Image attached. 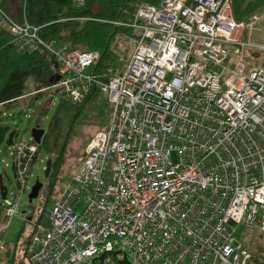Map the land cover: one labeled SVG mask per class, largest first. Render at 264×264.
<instances>
[{
    "label": "built area",
    "instance_id": "built-area-1",
    "mask_svg": "<svg viewBox=\"0 0 264 264\" xmlns=\"http://www.w3.org/2000/svg\"><path fill=\"white\" fill-rule=\"evenodd\" d=\"M261 16L236 20L229 0L141 4L115 22L137 33L126 64L96 71L98 52L45 42L39 26L0 6L20 52L40 43L55 56L66 100L98 89L112 104L48 222L33 224L30 264H100L103 253L101 264H255L234 232L256 228L264 239ZM40 152L33 140L14 143L21 195ZM5 202L9 222L18 202ZM4 251L0 238V264Z\"/></svg>",
    "mask_w": 264,
    "mask_h": 264
},
{
    "label": "rangeland",
    "instance_id": "rangeland-1",
    "mask_svg": "<svg viewBox=\"0 0 264 264\" xmlns=\"http://www.w3.org/2000/svg\"><path fill=\"white\" fill-rule=\"evenodd\" d=\"M229 3L236 20H248L253 14L262 15L256 24L257 29L253 33V39L264 41V0H229ZM134 44L135 38L119 37L115 49L122 56L119 63L122 67L128 61ZM244 58L246 61H250L251 55L245 53ZM263 59L264 55L256 62ZM32 83L33 79L30 78L26 94L22 98L0 108V123L7 124L17 130L18 135L15 137L17 142L20 140L31 142L32 129L37 125L44 128L45 133L49 132L47 141L32 167L28 186L22 195L12 168L14 145H9L6 141L0 144V173H2L3 182L8 189V199L18 202L17 211L19 212L9 222L0 214V226L8 222L0 235L5 245V251L9 247L15 246L23 229V237L26 239L35 222H48L52 204L59 197L65 183L82 163L86 145L97 130L109 122L112 113V104L106 92L102 91L98 96L92 97L84 103H74L70 100H63V93L58 86L48 88L40 96L28 93L34 90ZM63 149L65 151L59 180L51 196L52 202L47 203L45 187L47 184L45 176L47 160L49 157L53 159ZM37 180L42 181L44 186L40 190L39 196L30 201L29 193ZM0 203L6 205L1 191ZM234 236L238 242L246 244L253 254L264 252V239L260 238L256 228L238 225L235 228ZM5 251L2 255V262H6L7 259Z\"/></svg>",
    "mask_w": 264,
    "mask_h": 264
},
{
    "label": "trees",
    "instance_id": "trees-1",
    "mask_svg": "<svg viewBox=\"0 0 264 264\" xmlns=\"http://www.w3.org/2000/svg\"><path fill=\"white\" fill-rule=\"evenodd\" d=\"M6 1L0 0V6L4 12L20 22L26 19L39 26V36L43 41L56 40L65 43L70 50L98 52L99 59L95 70L102 71L109 65L120 63L122 56L115 49L119 37L136 38L137 36L134 29L117 25L115 22L128 23L133 20L139 5L157 4L160 0H82V2L78 0H19L21 11L16 17L9 13ZM30 78L33 79L37 96L43 95L48 88L57 86L61 72L55 56L40 43L27 51L20 52L8 22H1L0 108L24 96ZM99 93H101L100 90L93 89L85 101L98 96ZM63 100H66L65 97ZM48 136L49 132L42 139L40 151ZM64 151L65 149L61 150L53 157L52 168L45 185L47 203L52 202L51 196L59 180ZM1 207L0 203V209ZM23 233L24 229L19 234L12 253L10 247L7 250L6 246L7 264H17L18 260H21L19 259L21 251L23 256L27 257L26 245L31 233L24 240L25 242H22ZM20 247L21 251H19ZM261 253L253 254L255 264H264V252Z\"/></svg>",
    "mask_w": 264,
    "mask_h": 264
},
{
    "label": "water",
    "instance_id": "water-1",
    "mask_svg": "<svg viewBox=\"0 0 264 264\" xmlns=\"http://www.w3.org/2000/svg\"><path fill=\"white\" fill-rule=\"evenodd\" d=\"M45 129L40 127V126H35L32 129V140L35 141L38 144H41L42 139L45 137ZM18 135V132L15 128L7 125L0 123V144L4 141H6L7 144L9 145H14L15 143V137ZM52 163L53 159L52 157H49L47 160L46 168H45V176L48 177L52 168ZM12 168L14 170V165L12 164ZM44 186V183L40 180H37L34 185L31 188V191L29 193V199L32 201L34 198L39 196L40 190ZM0 191H1V196L3 199L7 197L8 194V189L6 185L3 182V175L0 173ZM1 214V210H0ZM115 255V253H113ZM105 254L103 253L99 258L102 262ZM100 262V264H101ZM123 263L125 264H130L129 260L127 258H124L122 260ZM83 264H87V262H84Z\"/></svg>",
    "mask_w": 264,
    "mask_h": 264
},
{
    "label": "crops",
    "instance_id": "crops-1",
    "mask_svg": "<svg viewBox=\"0 0 264 264\" xmlns=\"http://www.w3.org/2000/svg\"><path fill=\"white\" fill-rule=\"evenodd\" d=\"M6 6H7V9H8V11H9V13L12 15V16H14V17H16V16H18L19 14H20V11H21V6H20V3H19V0H7L6 1ZM231 13H232V16L234 17V11L232 10V8H231ZM254 15V14H253ZM33 84V83H32ZM33 87H34V85H33ZM28 93H34V94H36L37 95V91L35 90V87H34V90H32V91H30V92H28ZM27 93V94H28ZM23 97V96H22ZM21 97V98H22ZM12 164H13V162H12ZM82 164V163H81ZM81 164L78 166V168L76 169V170H78L79 168H80V166H81ZM75 170V171H76ZM74 171V172H75ZM66 184V183H65ZM32 228V227H31ZM31 228H30V231H31ZM29 231V234L31 233ZM28 234V235H29ZM27 235V236H28ZM25 237H23V239H22V242H25L24 240H26V239H24ZM27 238V237H26ZM13 250H14V247H10V252L12 253L13 252ZM19 251H21V247H20V250ZM10 253V254H11ZM19 256H21V258H19V259H21V260H18V262H17V264H30L29 263V261H28V259L26 258V256H23V253H22V251H21V253L19 254ZM6 261V260H5ZM2 264H7V262H2Z\"/></svg>",
    "mask_w": 264,
    "mask_h": 264
}]
</instances>
